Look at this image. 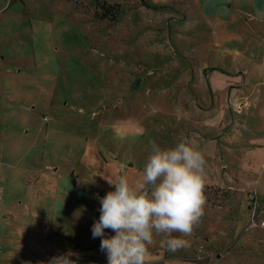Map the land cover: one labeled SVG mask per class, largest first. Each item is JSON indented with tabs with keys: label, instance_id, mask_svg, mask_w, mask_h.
<instances>
[{
	"label": "rangeland",
	"instance_id": "374dc122",
	"mask_svg": "<svg viewBox=\"0 0 264 264\" xmlns=\"http://www.w3.org/2000/svg\"><path fill=\"white\" fill-rule=\"evenodd\" d=\"M261 81L264 0H0V264L69 251L107 264L92 225L108 180L137 184L150 140L202 149L197 131L217 135L191 99L209 108L221 87L261 97ZM234 125L248 128L238 114ZM242 192L204 186L190 246L173 253L154 235L146 264H264V226Z\"/></svg>",
	"mask_w": 264,
	"mask_h": 264
},
{
	"label": "clouds",
	"instance_id": "9594fccd",
	"mask_svg": "<svg viewBox=\"0 0 264 264\" xmlns=\"http://www.w3.org/2000/svg\"><path fill=\"white\" fill-rule=\"evenodd\" d=\"M150 154L140 181L132 185L120 175L114 191L100 198V216L92 225L93 238L101 237L100 250L107 264H146L154 235L163 236L161 247L175 253L190 246V236L204 214V166L201 151L178 138L173 147L149 141ZM105 229L115 235L105 237ZM179 233L180 236H174ZM71 251L53 256L47 264H77Z\"/></svg>",
	"mask_w": 264,
	"mask_h": 264
},
{
	"label": "crops",
	"instance_id": "0c3cea01",
	"mask_svg": "<svg viewBox=\"0 0 264 264\" xmlns=\"http://www.w3.org/2000/svg\"><path fill=\"white\" fill-rule=\"evenodd\" d=\"M235 92L225 87L211 90L216 100L209 108L202 107L197 101L194 103L193 99L190 101V110L205 114V119H209L208 133L217 135L206 137L201 132L195 133L196 143L202 148L199 151L206 162L204 167L216 176V179L204 182V186H214L217 190L234 194L250 189L248 194L252 193L256 198L258 220L261 218V222L264 221V184H261L264 176V96L252 97L251 93ZM242 102L246 105L240 112H233L234 106ZM234 114L241 115L252 131L248 128L239 131L234 125ZM219 133L225 134L218 136ZM229 198L228 195L223 203Z\"/></svg>",
	"mask_w": 264,
	"mask_h": 264
},
{
	"label": "built area",
	"instance_id": "2783aa9c",
	"mask_svg": "<svg viewBox=\"0 0 264 264\" xmlns=\"http://www.w3.org/2000/svg\"><path fill=\"white\" fill-rule=\"evenodd\" d=\"M246 103H238L234 106V110L238 113L240 112L242 106H245ZM249 209L251 212V224L258 225L260 227L264 226V221L258 222L259 206L257 205L256 198L254 194L249 193L246 199Z\"/></svg>",
	"mask_w": 264,
	"mask_h": 264
},
{
	"label": "trees",
	"instance_id": "16d2710c",
	"mask_svg": "<svg viewBox=\"0 0 264 264\" xmlns=\"http://www.w3.org/2000/svg\"><path fill=\"white\" fill-rule=\"evenodd\" d=\"M104 7H106V6H104Z\"/></svg>",
	"mask_w": 264,
	"mask_h": 264
}]
</instances>
